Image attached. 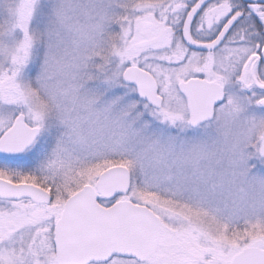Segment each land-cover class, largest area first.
I'll return each instance as SVG.
<instances>
[{"label": "snow or ice", "instance_id": "snow-or-ice-1", "mask_svg": "<svg viewBox=\"0 0 264 264\" xmlns=\"http://www.w3.org/2000/svg\"><path fill=\"white\" fill-rule=\"evenodd\" d=\"M0 264H264V0H0Z\"/></svg>", "mask_w": 264, "mask_h": 264}]
</instances>
